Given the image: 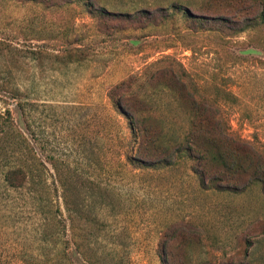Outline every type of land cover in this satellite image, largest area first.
Masks as SVG:
<instances>
[{
  "label": "rangeland",
  "instance_id": "374dc122",
  "mask_svg": "<svg viewBox=\"0 0 264 264\" xmlns=\"http://www.w3.org/2000/svg\"><path fill=\"white\" fill-rule=\"evenodd\" d=\"M248 7L0 0V125L9 109L43 163L37 189L8 187L0 126V264H264V184L202 189L183 155L142 160L126 118L172 150L198 108L264 156V8Z\"/></svg>",
  "mask_w": 264,
  "mask_h": 264
},
{
  "label": "trees",
  "instance_id": "16d2710c",
  "mask_svg": "<svg viewBox=\"0 0 264 264\" xmlns=\"http://www.w3.org/2000/svg\"><path fill=\"white\" fill-rule=\"evenodd\" d=\"M222 4L226 6V9H234V6L242 10L249 9L250 4L252 6L257 4L264 8V0H222ZM201 9H211V6L203 5ZM252 20L253 18H245L244 21L251 22ZM228 21L224 19V22ZM15 106L25 116V104L18 101ZM119 109L122 110L121 107ZM127 114L126 118L131 127L133 129L136 127L139 135L138 147L140 150L144 149L143 152L140 151L142 160H151V152L145 151L147 149L161 153L163 159L157 158V161L159 159V163L164 165L172 164L176 157L183 155L193 162L192 172L197 176L201 188L205 190L236 191L240 187H245L250 180L264 184V156L260 157L256 153L257 149L249 147L245 142L232 140L223 132H219L218 123L196 120L199 115L201 116L198 108L192 109L191 125L187 135L172 150L163 149L157 143L153 136L154 129L147 125L146 121L143 122L137 117L134 120L131 114ZM0 126L3 133L1 157L6 167L3 180L8 187L14 190L27 186L37 189L43 163L37 157L26 135L16 124L9 109L6 111V119L1 122ZM213 166H222L224 170L221 172H216L215 169L210 170L209 168ZM249 171L251 178L246 183L241 182L240 176L248 174ZM67 193L69 191L64 188L62 198L65 211L71 215L75 212V208L67 199Z\"/></svg>",
  "mask_w": 264,
  "mask_h": 264
}]
</instances>
